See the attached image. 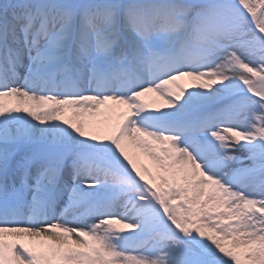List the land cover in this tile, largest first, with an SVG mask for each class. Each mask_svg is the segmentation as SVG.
Wrapping results in <instances>:
<instances>
[{"label":"snow or ice","instance_id":"snow-or-ice-1","mask_svg":"<svg viewBox=\"0 0 264 264\" xmlns=\"http://www.w3.org/2000/svg\"><path fill=\"white\" fill-rule=\"evenodd\" d=\"M0 264H264V0H0Z\"/></svg>","mask_w":264,"mask_h":264},{"label":"rangeland","instance_id":"rangeland-1","mask_svg":"<svg viewBox=\"0 0 264 264\" xmlns=\"http://www.w3.org/2000/svg\"><path fill=\"white\" fill-rule=\"evenodd\" d=\"M146 163H150V162H148V161H145Z\"/></svg>","mask_w":264,"mask_h":264}]
</instances>
